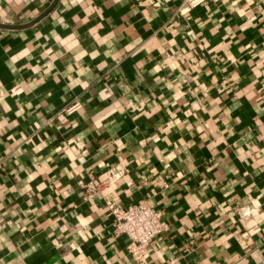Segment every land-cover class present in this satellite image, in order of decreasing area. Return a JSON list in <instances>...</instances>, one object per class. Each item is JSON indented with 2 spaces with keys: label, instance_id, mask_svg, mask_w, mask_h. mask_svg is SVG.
Here are the masks:
<instances>
[{
  "label": "crops",
  "instance_id": "crops-1",
  "mask_svg": "<svg viewBox=\"0 0 264 264\" xmlns=\"http://www.w3.org/2000/svg\"><path fill=\"white\" fill-rule=\"evenodd\" d=\"M106 195L147 264H264V0H0V264H133Z\"/></svg>",
  "mask_w": 264,
  "mask_h": 264
},
{
  "label": "built area",
  "instance_id": "built-area-1",
  "mask_svg": "<svg viewBox=\"0 0 264 264\" xmlns=\"http://www.w3.org/2000/svg\"><path fill=\"white\" fill-rule=\"evenodd\" d=\"M193 2L195 0H190V3ZM80 106L81 101L76 98L67 103L63 107V111L71 113ZM122 173V168L110 167L107 181L117 180ZM81 185L87 197L100 191V184L93 180L82 182ZM104 200L113 216L114 232H125L130 238L128 252L134 260L133 264H147L153 237L169 226L163 210L146 201L123 205L116 196L112 195H106Z\"/></svg>",
  "mask_w": 264,
  "mask_h": 264
}]
</instances>
